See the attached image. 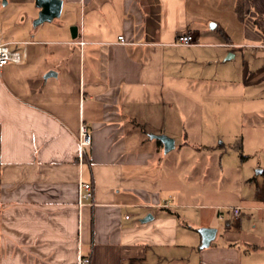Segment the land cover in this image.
Listing matches in <instances>:
<instances>
[{
	"label": "crops",
	"instance_id": "crops-1",
	"mask_svg": "<svg viewBox=\"0 0 264 264\" xmlns=\"http://www.w3.org/2000/svg\"><path fill=\"white\" fill-rule=\"evenodd\" d=\"M39 10L0 0V40L27 51L0 71V264H264V239L238 234L243 211L264 206L193 194L213 172L229 179L224 154L213 172L198 157L223 145L187 137L232 120L236 100L240 116L264 114V0H63L35 25ZM186 32L196 44H178ZM202 227L218 230L208 247Z\"/></svg>",
	"mask_w": 264,
	"mask_h": 264
},
{
	"label": "rangeland",
	"instance_id": "rangeland-1",
	"mask_svg": "<svg viewBox=\"0 0 264 264\" xmlns=\"http://www.w3.org/2000/svg\"><path fill=\"white\" fill-rule=\"evenodd\" d=\"M235 50L239 49L235 48ZM234 89L237 90L238 85L235 84ZM238 105L236 100L232 120L228 119L223 123L219 119L216 121V119L207 120L204 118L203 122L210 126L209 129L203 132V135L189 134L187 136L188 139L198 141L201 144L223 145L216 152L217 157L207 151L201 152L198 157L202 160V164L211 167L213 169L211 172H213L218 170V164H210V162L216 161L218 157L220 158L224 154V177L229 179L226 181L223 178L218 181L213 172L208 177L209 179L204 177L209 180L210 184L204 182L205 179L201 182L202 185L193 184L196 190L193 194L201 193L203 196L201 201L203 202L207 201V197L213 198L218 195L220 203L223 205L242 203L244 205L264 206V202L260 200V194L264 196V114L240 116ZM239 144H242L243 149L237 152L236 148ZM241 153L246 156L244 161L241 158ZM190 159L194 160L195 158L192 155ZM230 176L233 178L231 182ZM240 178H242L243 183H241ZM240 198H246V201H241ZM224 210L225 212L229 211L227 208ZM243 216V233L241 235L238 233L239 239H264V210L254 208L244 210ZM226 217L228 216L226 215ZM222 223L225 225V221ZM231 225L236 227L235 222ZM238 230L240 231V228ZM222 231L223 228H220V232Z\"/></svg>",
	"mask_w": 264,
	"mask_h": 264
},
{
	"label": "built area",
	"instance_id": "built-area-1",
	"mask_svg": "<svg viewBox=\"0 0 264 264\" xmlns=\"http://www.w3.org/2000/svg\"><path fill=\"white\" fill-rule=\"evenodd\" d=\"M119 39L123 42V36H119ZM178 44L182 45H193L197 43V38L192 32L180 33L177 38ZM86 42L84 40L80 41L81 45H84ZM27 57V51L11 49L7 43L0 40V71L1 68L8 63H21ZM92 144V133L83 120H81L79 127V135H78V147H79V162L80 165L83 164L86 151ZM79 202L80 204H84L87 200H90L93 197V185L90 181L83 179L80 176L79 184ZM264 200V196H263ZM234 216L238 217L242 214L241 206H230L226 207ZM225 209V208H224ZM220 218H223V213H220ZM89 262V258L80 254L79 256V264H87Z\"/></svg>",
	"mask_w": 264,
	"mask_h": 264
},
{
	"label": "water",
	"instance_id": "water-1",
	"mask_svg": "<svg viewBox=\"0 0 264 264\" xmlns=\"http://www.w3.org/2000/svg\"><path fill=\"white\" fill-rule=\"evenodd\" d=\"M36 6L40 9L38 17L34 20V24L38 25L44 22H50L55 18H58L62 14L63 0H35ZM54 72L50 71L46 76L52 75ZM164 143L165 151H169L174 148L175 141L172 137L162 134L156 135ZM152 218V215H148L144 220L148 221ZM202 235V246L208 247L211 241L216 237L217 228L214 227H202L199 229Z\"/></svg>",
	"mask_w": 264,
	"mask_h": 264
},
{
	"label": "trees",
	"instance_id": "trees-1",
	"mask_svg": "<svg viewBox=\"0 0 264 264\" xmlns=\"http://www.w3.org/2000/svg\"><path fill=\"white\" fill-rule=\"evenodd\" d=\"M238 11H239V13H240V16L241 17H243V15H244V7H243V4L242 3H240V5L238 6ZM256 24L258 25V26H260V22H259V20H256ZM261 27V26H260ZM262 29V28H261ZM263 30V32H264V29H262Z\"/></svg>",
	"mask_w": 264,
	"mask_h": 264
}]
</instances>
